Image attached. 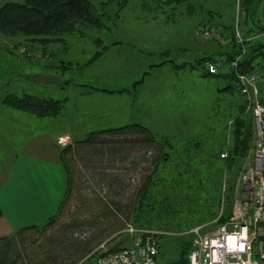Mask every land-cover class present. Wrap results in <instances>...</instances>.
I'll return each mask as SVG.
<instances>
[{
	"label": "rangeland",
	"instance_id": "rangeland-1",
	"mask_svg": "<svg viewBox=\"0 0 264 264\" xmlns=\"http://www.w3.org/2000/svg\"><path fill=\"white\" fill-rule=\"evenodd\" d=\"M92 1L97 8L109 3V0ZM167 1L130 0L120 12L118 4H112L113 7H107L112 17L105 20V28H81L82 34L65 36L66 42L33 40L21 34L0 35V101L11 90L19 96L25 90L38 97L68 98L64 115L75 118L78 127L86 124L84 134L69 138L65 146L60 145L70 147L65 162L71 180L57 220L45 232L31 229L0 243V257L5 255L9 264H79L91 255L130 245L128 226L157 232L160 244V236L165 233L137 228L130 220L137 192L150 174L158 150L144 142L145 134L133 130L126 135H92L91 141L85 139L101 129L137 123L154 134L169 135L177 128L175 120L179 113L202 116L216 94L217 80L203 78L201 68L190 66L200 58L229 50L230 37L233 33L235 37L237 29L249 38V33L255 35L261 31L257 26L264 27L261 22L264 0L253 18L256 24L244 18L238 0H186L181 7L174 5L177 10H172ZM6 2L21 0H0V7ZM190 6L194 7V13L186 12ZM209 11L215 13L214 19ZM208 20L221 25L216 29L223 34L224 43L205 41L198 33L200 23ZM256 41L264 44V34ZM46 52H53L55 59L41 64V56ZM163 61L170 63L150 69ZM67 63L69 68H55V71L61 83L63 80L70 84L62 87L34 81L39 71L46 74L50 65L59 67ZM256 64V71L263 74L260 88L264 98V58L259 56ZM227 68L228 65L224 67ZM29 74L36 75L31 78ZM10 76L13 81L8 80ZM88 86L126 91L104 92L105 104L99 94L88 93ZM88 106L116 109L100 114L88 110ZM30 117L31 121L24 124L36 129L39 135H46L45 124L52 121L42 119L44 126L36 127L40 123H35L36 117ZM66 117L60 124L72 123L64 120ZM196 228L199 226L193 229ZM217 229L203 233L213 234ZM184 235H171L163 243L164 260L171 261L177 256Z\"/></svg>",
	"mask_w": 264,
	"mask_h": 264
},
{
	"label": "trees",
	"instance_id": "trees-1",
	"mask_svg": "<svg viewBox=\"0 0 264 264\" xmlns=\"http://www.w3.org/2000/svg\"><path fill=\"white\" fill-rule=\"evenodd\" d=\"M129 1L109 0V3L101 5L100 8H97L92 0L6 2L0 7V35L12 37L21 34L33 37V40L42 39L52 43L66 42L65 36L82 34L81 28L96 30L105 28V20L109 21L112 17L108 14L107 7L118 4V12H120L128 6ZM176 1H167L169 7H173L172 10L178 9L174 6L175 4L185 5L183 2L186 0ZM257 5L258 0H242L240 7L244 18L254 24H256V19H253V15L258 12L256 11ZM186 10L187 13L195 11L192 6ZM208 14L211 15L210 18L215 15L213 11H209ZM200 26L216 29L221 25L208 20L207 23H200ZM222 27L226 26L222 25ZM262 33H264L263 30L258 34ZM249 35L253 36L250 33ZM256 40L257 37L249 43L247 53L239 62L241 73L256 72L257 58L259 56L264 58V44ZM230 42L229 50L200 58L197 64L190 66L192 69L201 68L203 78L217 80L216 94L202 116L179 113L175 120L177 128H174L169 135L154 134L150 128L137 123L93 132L85 139V142L91 141L92 135H126L133 130L139 134H145L147 137L144 142L158 150L153 168L137 192L130 220L131 224L137 228L165 233L160 236V258L162 260L165 259L162 253L163 243L171 235L185 234L181 238L177 256L171 261L164 260L168 264H189L188 256L195 237L189 232L193 228L203 226L202 231L205 232L229 220L236 201L239 174L249 160L254 138V122L252 114L246 112V100L237 86L235 72L233 69L223 68L218 74L213 75L204 67L206 61L222 59L230 63L235 60L241 53V47L234 33L230 37ZM44 55H47V58H43ZM44 55L41 56V64L54 61V54L46 52ZM169 63L170 61H163L155 67L163 68ZM69 65L68 63L59 67L50 65L49 71L58 74L55 68L66 69ZM47 66V64L44 65L45 68ZM66 84L70 83L62 80L61 86L64 87ZM94 89L112 94L118 93V91L94 87H90L88 93H92ZM125 91L121 90L119 93ZM9 92L1 99L4 106L41 119L63 116L69 103L68 98L38 97L25 93V90L21 91L23 94L20 96L15 90L14 94L12 90ZM261 101L264 103L262 94ZM69 148L61 147L60 151V161L66 176V191L57 212L43 223L22 228L10 237L0 238V243H5L12 237L31 229L45 232L55 223L70 187L71 179L69 180L70 176L65 162V153ZM222 155L226 156L222 158ZM2 217L3 210L0 206V219ZM125 246L113 248L102 255L119 251ZM99 255L101 254L91 255L79 264H91ZM0 264H9L5 255L0 257Z\"/></svg>",
	"mask_w": 264,
	"mask_h": 264
},
{
	"label": "built area",
	"instance_id": "built-area-1",
	"mask_svg": "<svg viewBox=\"0 0 264 264\" xmlns=\"http://www.w3.org/2000/svg\"><path fill=\"white\" fill-rule=\"evenodd\" d=\"M241 3L242 0H238V8ZM198 33L205 41L225 42L218 29L202 26ZM235 38L241 47V53L235 60L230 63L222 59L206 61L204 67L213 75L226 65L234 70L237 86L246 100V112L253 117L254 138L249 160L239 178L240 192H236L232 216L213 234H204L202 227L193 229L195 237L188 256L189 264H264V103L260 92L263 74L239 71V62L255 38H245L238 29ZM68 143L67 137L59 141L63 146ZM126 234L132 237L130 245L116 252L101 254L91 264H168L160 258L157 232L128 226Z\"/></svg>",
	"mask_w": 264,
	"mask_h": 264
},
{
	"label": "crops",
	"instance_id": "crops-1",
	"mask_svg": "<svg viewBox=\"0 0 264 264\" xmlns=\"http://www.w3.org/2000/svg\"><path fill=\"white\" fill-rule=\"evenodd\" d=\"M261 22L264 23L263 20ZM259 36L260 34H255L251 37ZM152 67L151 65L150 69ZM29 75L32 78L36 74ZM37 75L59 77L56 72L49 70L46 74L39 71ZM8 80L13 81V77L10 76ZM94 93L99 94L102 102L107 104L104 91L94 89L89 94ZM103 103H100V106ZM88 107V110L92 109L100 114L111 113L116 109ZM19 113L20 111L9 109L0 101V206L3 210L0 238L10 237L22 228L45 222L57 212L66 191V176L60 161L59 141L65 137L75 138L82 135L86 129V124L78 127L75 124L76 119L67 118L66 115L43 118L44 121L47 119L52 122L45 124L48 133L41 136L36 129L33 130L31 126L24 124L31 121L30 116H35L25 112H21V115ZM63 117L72 123L60 124ZM43 120L36 117L35 123H40L36 127L44 126L41 122Z\"/></svg>",
	"mask_w": 264,
	"mask_h": 264
},
{
	"label": "water",
	"instance_id": "water-1",
	"mask_svg": "<svg viewBox=\"0 0 264 264\" xmlns=\"http://www.w3.org/2000/svg\"><path fill=\"white\" fill-rule=\"evenodd\" d=\"M260 2H261V0H258V5L256 6V11L259 8ZM254 17H255V14L253 15V18ZM258 29L264 31V27L260 26ZM34 81L41 82V83H44V84H58V85H61L60 79L57 76H54V75H45V76L44 75H37V76L34 77Z\"/></svg>",
	"mask_w": 264,
	"mask_h": 264
}]
</instances>
